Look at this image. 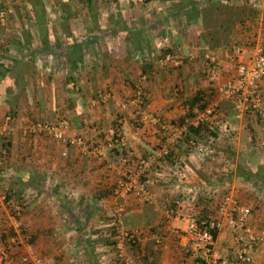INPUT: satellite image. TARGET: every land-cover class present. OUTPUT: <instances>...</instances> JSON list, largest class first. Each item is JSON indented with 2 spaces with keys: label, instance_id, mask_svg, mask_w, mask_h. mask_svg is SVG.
Wrapping results in <instances>:
<instances>
[{
  "label": "crops",
  "instance_id": "1",
  "mask_svg": "<svg viewBox=\"0 0 264 264\" xmlns=\"http://www.w3.org/2000/svg\"><path fill=\"white\" fill-rule=\"evenodd\" d=\"M3 1L10 6V0ZM11 1L16 9L0 24V132L10 142L7 153L0 145V160L5 159V164L0 162V219L16 231L22 222L35 240L13 252L7 264H21V254L38 257L36 264H194L196 252L184 227L190 217L215 216L225 190L250 207V228L264 229V187H259V180L264 181V122L238 115L230 102L217 100L224 113H219L216 137L181 134L169 145L174 163L155 155L145 174L151 199L143 201L133 194L119 199L123 226L141 233L135 246L125 244L128 261L120 258L104 234L105 218L115 205L110 187L122 167L119 154L106 151L112 168L75 146H69L63 157L60 143L30 135L27 128L34 121L66 118L71 133L89 144L118 133L127 140L128 167L133 168L136 160L165 145L168 130L151 116L165 124L183 117L186 105L181 95L209 92L202 75L204 54L222 56L224 48L198 46L199 29L187 24L184 16L157 23L176 0H149L141 7L130 6L129 0ZM261 3L259 18L249 22L247 30L235 31L237 40L250 42L261 31L264 36V0ZM30 8L43 16L40 26L24 19ZM41 26L46 28L44 39L38 34ZM138 28L144 30L140 45L148 54L145 48L143 54L136 49L139 43L131 31ZM28 47L40 52L22 56ZM162 48L182 55V60L197 58L196 68L187 69V60L180 66L162 64L157 58ZM145 62L152 69L148 77L141 74ZM137 88L148 107L131 103ZM259 88L264 101V77ZM99 93L107 94L106 101L97 100ZM227 125L230 136L222 131ZM188 138L197 141L195 148L185 145ZM7 190L11 199L3 201ZM186 193L192 194V202L168 216L165 209L173 198ZM8 205L22 207L17 222ZM215 245L224 256H234L236 245L226 225L218 231ZM250 264H264V244Z\"/></svg>",
  "mask_w": 264,
  "mask_h": 264
},
{
  "label": "built area",
  "instance_id": "2",
  "mask_svg": "<svg viewBox=\"0 0 264 264\" xmlns=\"http://www.w3.org/2000/svg\"><path fill=\"white\" fill-rule=\"evenodd\" d=\"M135 1L138 5L145 3V0ZM11 13V6L7 5L0 9V24H5L8 15ZM204 60L205 76L207 82L212 84L215 99L229 101L238 115H253L264 122V101L259 88V83L264 77V47L260 43L255 44L251 48L232 44L230 49L224 51L221 57L211 52H206ZM160 61L162 64L170 62L174 66H178L182 63V58L178 54L167 53ZM141 93L138 88L131 103L139 105ZM107 97V94H99L97 99L106 101ZM215 105L216 103L213 102L209 103L200 112L195 110L196 116L191 120H185V122L196 126L204 120L215 121L218 117L214 113ZM144 107L146 108L148 105L146 104ZM151 119L161 129L168 130V135L165 137V145L155 153L136 160L133 168L128 167L129 157L126 154L128 143L123 135L119 134L110 137L108 140L89 144L82 136L71 133L70 123L66 118H60L54 122L48 120L34 121L28 126L26 131L30 135L50 137L60 143L63 146L61 151V156L63 157H67L69 146H75L82 149L85 153L93 154L96 158L105 160L108 168H112L113 164L111 161L106 160L105 153L112 148H118L121 152L118 162L122 167H120L118 177L111 186L110 198L115 204L111 213V224L114 227L115 234L111 239L114 241L117 255L123 258L124 261H128L124 258L125 244L138 242L141 233L139 229H127L123 226V206L118 201L129 194H133L143 201L151 199L147 183L143 178L145 173L153 164L155 155L164 158L169 152L170 143L187 131L186 124L180 126L172 123L165 124L158 117L153 116H151ZM214 124L218 125V122H214ZM222 131L226 136L231 135L230 126L228 127V125L227 127L224 126ZM3 132L1 131L0 135H3ZM262 139L261 144H264V136ZM189 143L191 146H197L193 139H190ZM192 200L191 193L175 197L171 205L165 209V213L168 216H172L175 210L191 203ZM17 215L18 213L16 212L15 217ZM250 218V207L241 204L232 195L226 194L217 203L215 216L208 217V219L190 217L184 227V234L191 242L193 251L196 252L195 257L202 259L204 264H250L260 246L264 244V229L253 230L250 228ZM14 219L17 222L16 218ZM224 225L228 227L236 245V251L232 258L224 256L215 245L217 233ZM155 241L159 243L160 239L157 238ZM31 260L39 263V258L36 256H24L21 258L20 263L28 264ZM9 262L11 260L7 259L6 250L0 246V264Z\"/></svg>",
  "mask_w": 264,
  "mask_h": 264
},
{
  "label": "trees",
  "instance_id": "3",
  "mask_svg": "<svg viewBox=\"0 0 264 264\" xmlns=\"http://www.w3.org/2000/svg\"><path fill=\"white\" fill-rule=\"evenodd\" d=\"M3 0H0V9L4 8L5 3ZM87 1V0H86ZM149 0H145V2H148ZM165 1V0H161ZM244 2L240 3H233V0H226V1H220V0H177L173 1L172 3L169 4L167 9L163 11V14H160V18L156 19L157 23L158 22H163L164 20H168L169 18L171 19H176L179 16H184L185 20L187 21V24L189 25H194L198 24L199 25V40H198V46L200 47H205L207 50H217L220 48H226L230 49L232 44H237V38L235 36V31L237 30V26H240L238 28H245L249 26V22H252L254 18H256L259 14L257 13L258 11L254 9V4L250 7L248 0H243ZM10 6L12 8V12L16 9V4H13V1H9ZM27 2V1H26ZM166 2V1H165ZM21 5L23 3H20ZM25 7L28 8V4H24ZM10 14L8 15L7 19L9 18ZM24 19H29L28 22H31V20L34 21L35 24H42L43 22V16L39 15H34L32 12V9L30 8L27 13L23 15ZM27 22V23H28ZM46 28L44 26L39 27L38 29V34L41 39H44L46 37ZM132 33L136 34L135 38L137 37L139 45H137L136 49L140 50V53L143 54V49L145 48L147 50L148 54V48L146 46L142 47L140 44L142 42L140 36L145 35L143 32L144 30L142 29H133L131 31ZM136 32V33H135ZM134 38V39H135ZM42 47L46 48L44 46V42L42 44ZM29 49L27 50H22V56L29 53L31 50L34 51L35 53H38V48L30 49L32 47H28ZM77 48H80V46L77 45ZM26 52V53H25ZM175 54L170 48H162L160 49V53L158 54L157 58H164V56L167 54ZM185 59L182 60V63H184ZM181 63V64H182ZM180 66V64H179ZM151 66L150 63L145 62L142 64V69H141V74H145L148 76L151 75ZM5 72V70H4ZM138 89V88H137ZM136 89V90H137ZM135 90V92H136ZM179 92V91H178ZM99 94H106V93H99ZM98 94V95H99ZM180 94V92H179ZM98 95L96 98H98ZM215 94L213 92V89H209V92H206L204 90H197L192 93H188L186 96L181 95L182 102L186 105V111L183 117L178 118L177 122H172V124L175 125H182L186 124V129L188 133L184 135V138L190 137L189 135H192L191 137L199 136L200 138H205L207 137H212L213 139L216 137V133L218 132V125H219V117L222 111L218 104L215 105V112L216 115L218 116L215 121L211 120H204L202 122H199L196 126L188 124L185 122V120H191L196 116V113L194 112L197 110V112L202 111L209 103L216 102L217 100L215 99ZM135 97H132V99ZM131 99V100H132ZM140 104L139 107L140 109L143 108L147 102L144 99L143 93L140 94ZM98 100V99H97ZM226 101V100H223ZM102 102V101H101ZM220 102V101H219ZM218 102V103H219ZM229 102V101H227ZM233 108V107H232ZM234 110V109H233ZM227 114V113H226ZM233 117V116H231ZM214 122H218V125L214 124ZM135 123V122H134ZM136 125V123H135ZM138 126V125H136ZM119 135L118 133H114L113 136ZM0 145L3 150H5V153H7L10 142L5 136L0 135ZM3 137V139H2ZM194 138H188L185 145L188 146V148H195L194 146H191L189 143V140ZM209 140V139H208ZM195 142H197L195 140ZM202 144V143H200ZM206 146V145H205ZM116 154H121V152L118 150L117 147L112 148ZM124 153V152H123ZM122 153V154H123ZM172 153L168 152V154L164 157L165 163H170L171 165L174 163V160H172ZM1 163L5 164V159L4 157L1 158L0 160ZM239 166V165H238ZM146 174V173H145ZM248 177H251L252 175H249ZM145 177V176H144ZM143 177V178H144ZM256 178V176H252ZM260 179V178H259ZM258 181V179H256ZM261 180V181H260ZM260 185L259 187H264V181L260 179ZM9 191H5L3 195V201H9L11 198V193L9 195ZM229 194L228 192L223 191L222 196ZM110 195H111V187H110ZM180 197V196H178ZM221 199V198H220ZM219 202V201H218ZM10 212L14 218L19 220L20 214H21V206H10ZM217 208V205H216ZM18 213V215L15 217V213ZM175 214V213H174ZM173 214V216H174ZM198 218H203V219H208V217L212 216H196ZM105 222L107 223L105 226V232L104 234L108 235V240L111 242V245L113 248L114 247V241L111 239L115 232H114V227L111 224V216L109 218H105ZM19 232L16 231V229L13 227V225H7L5 221H3V218L0 219V246L3 247L6 250V255L8 258L9 253L12 255L15 253L20 252L19 248L20 246L18 245L19 241H26L29 246L33 245V242L35 240L34 234L30 233L26 227L22 226V222L19 223ZM126 228V227H125ZM136 243H126V245L132 247L135 246ZM117 254V253H116ZM24 254L20 255V261L21 258L24 257ZM194 264H204L203 260L200 259L199 257H195L193 259Z\"/></svg>",
  "mask_w": 264,
  "mask_h": 264
},
{
  "label": "rangeland",
  "instance_id": "4",
  "mask_svg": "<svg viewBox=\"0 0 264 264\" xmlns=\"http://www.w3.org/2000/svg\"><path fill=\"white\" fill-rule=\"evenodd\" d=\"M130 2V6L132 5V6H135V7H141V6H143L145 3H147V2H145V3H143V4H141V5H138L137 3H136V1L135 0H129ZM177 1V0H176ZM221 1V0H220ZM234 2L233 3H240L241 2V0H233ZM149 2V1H148ZM242 2H244L243 0H242ZM249 6L248 7H250V6H252L253 4L255 5L254 6V9H256L258 12V16L256 17V18H259V16H260V9H261V0H248V3H247ZM261 22H263V20H261ZM195 25V24H194ZM250 25L251 24H249V26H247L246 27V29L248 28V27H250ZM254 25V24H253ZM195 26H197L198 28L197 29H200L199 28V25L198 24H196ZM238 27H240V26H237L236 28H237V31H239L240 33L242 32V31H240L239 29L240 28H238ZM191 28V30L193 31L194 30V27H190ZM249 30V29H248ZM199 32V31H198ZM261 33H262V31H261ZM261 33H260V37L258 38V39H256V37L254 38V40H250V42H245V41H241V40H238L237 41V44L238 45H242L243 47H245V48H251V47H254V45L255 44H258V43H260L263 47H264V36H262L261 35ZM199 34V33H198ZM257 35V33H255V36ZM235 36H236V32H235ZM243 42V43H242ZM227 51L228 49H226V48H224V51ZM223 54V53H222ZM182 56V55H181ZM180 56V57H181ZM183 57V56H182ZM221 57V56H220ZM185 60L184 61H186L185 62V64H184V66L185 67H187V69H192L193 71H194V69L196 68V66L197 65H195L196 64V62L194 63L193 62V60L195 59V58H193V59H190L189 60V58H184ZM195 60H197V58L195 59ZM194 60V61H195ZM202 62H203V60H202ZM203 70H204V67H203ZM198 71V70H197ZM202 71V70H201ZM202 75L204 76L203 77V80L207 83V87H209V88H206L207 90H209V89H212V84L211 83H209V82H207V78H206V74H205V72H203L202 73ZM181 84V83H180ZM180 87H185V85L182 83L181 84V86ZM179 91V90H178ZM185 90H183V91H181L180 93H183ZM226 105V104H225ZM7 225H9L8 223H6ZM13 225V224H12ZM19 225V224H18ZM19 226L17 227V231L19 232ZM18 245L20 246V247H23V246H25V245H27V242L26 241H24V240H22V241H19L18 242ZM21 248H19V250H20ZM10 255H12V253L10 254L9 253V255H8V258L7 259H10L9 257H10ZM25 255V254H24ZM33 257V256H32ZM38 258V257H37ZM20 259V258H19ZM5 264V263H4ZM29 264V263H28ZM36 264V263H35Z\"/></svg>",
  "mask_w": 264,
  "mask_h": 264
}]
</instances>
